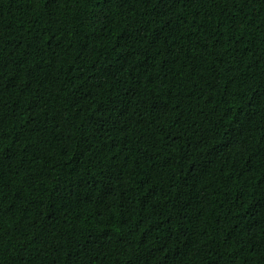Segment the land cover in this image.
I'll return each mask as SVG.
<instances>
[{"label":"trees","instance_id":"1","mask_svg":"<svg viewBox=\"0 0 264 264\" xmlns=\"http://www.w3.org/2000/svg\"><path fill=\"white\" fill-rule=\"evenodd\" d=\"M0 264H264V0H0Z\"/></svg>","mask_w":264,"mask_h":264}]
</instances>
